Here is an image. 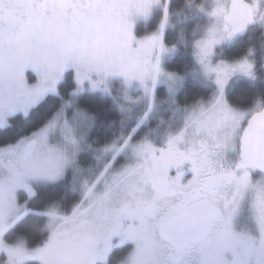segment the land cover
<instances>
[{
    "label": "snow or ice",
    "instance_id": "obj_1",
    "mask_svg": "<svg viewBox=\"0 0 264 264\" xmlns=\"http://www.w3.org/2000/svg\"><path fill=\"white\" fill-rule=\"evenodd\" d=\"M137 3L0 0V97L7 89L39 106L49 95L60 98L65 84L70 97L88 90L112 95L113 79L126 88L138 84L147 98L145 110L101 170L103 176L115 168L104 192L79 211L86 217L103 203L90 239L131 245L130 264H264V95L249 107L234 106L227 90L230 77L240 72L256 79L255 64L247 58L216 64L211 59L215 47L244 25L211 13L215 20L194 42V56L213 89L180 104L177 88L185 78L162 67L161 54L169 51L162 31L145 37L135 33L131 16ZM162 78L172 96V117L180 113L179 124L160 138L150 130L136 140L137 129L155 109ZM65 104L52 125L62 118V139L75 143L73 121L92 117L81 108L69 116L72 101ZM49 152L58 159L57 146Z\"/></svg>",
    "mask_w": 264,
    "mask_h": 264
},
{
    "label": "rangeland",
    "instance_id": "obj_2",
    "mask_svg": "<svg viewBox=\"0 0 264 264\" xmlns=\"http://www.w3.org/2000/svg\"><path fill=\"white\" fill-rule=\"evenodd\" d=\"M162 6L165 7V0H160L159 3L155 2V0H139V3L134 5L131 16L135 33L138 22L149 21L154 14V10ZM195 10L209 18L208 23L201 27L198 38L204 36L212 26L215 17L211 13L214 11L219 16L226 15L232 22L244 25L243 29L237 31L233 36L223 40L215 47L214 55L211 58L213 64L220 61L235 63L242 60L229 61L222 59L217 56V48L226 43H231L237 36L246 32L253 25H261L264 28V0H203L195 5ZM160 25L156 30L146 32L141 37L148 36L153 32L159 34L162 31L164 40L165 30L172 25L169 13L163 29H161ZM165 46L169 51L161 54V64L165 71L173 72L167 69L166 61L172 57L174 50H172L173 47L167 46L166 43ZM245 58L253 62L248 56ZM198 74L213 88L212 79L203 74L199 65ZM242 76L247 75L240 72L233 74L227 84V90L229 91L237 78ZM247 78L250 77L247 76ZM28 79L33 80L34 77L29 73ZM114 80L119 79L110 81L112 95L116 96V103L119 108L120 105L123 106L124 110L122 112L124 115L127 118H132L144 111L147 105V98L143 95L142 88L138 84H134L131 88H126L123 85L121 91L124 93L114 94V89L111 85ZM182 84L178 86L177 92L181 89ZM160 86H166L167 88L163 78L160 81ZM85 87L87 88V85ZM125 95L132 97L135 102L125 99ZM232 104L237 106L233 102ZM34 106L35 104L33 103H26L21 100L14 91L9 92L6 89L3 96L0 97V111L3 112L0 127L7 125L9 117L12 115L27 113ZM65 106L67 107L66 104ZM154 111H156V108ZM150 116L152 118L155 117L152 113ZM91 117L88 120L73 121L76 129L74 135L75 143L62 139V118L53 127L52 117L42 127L22 137L17 142L0 146V255L2 253L7 255L8 264H23L31 260H37L41 264H88L91 260H97L96 250L109 249L121 242L119 239H112L107 241V243L100 242L96 244L94 240L90 239V226L96 223L98 215L102 214L103 203H101L100 207L94 208L93 212L88 216L79 215V211L83 207H87L90 203L97 201L104 192L105 182L111 178L115 168L109 169L107 174L103 176L100 175L101 170L104 168L105 163L109 161L108 159H111L116 154V149L121 146L124 140V137L121 136L119 139L102 147L93 146L89 141L90 127L94 119L93 115ZM179 118L180 113H177L176 117L162 121V127L159 126L147 132L150 131L153 137L160 138L167 127L175 128L178 126ZM110 145H114V147H108ZM50 146L58 147L56 154L58 159L54 158L49 152ZM130 148L131 146L125 149L123 154L119 155V159H122L118 161L117 165L123 162ZM86 151H92L98 160L93 165H90V162H86L80 166V156ZM102 161H105L103 167ZM73 167H79L77 169L79 176H76L75 179L78 180L82 197L68 211H62L60 208L53 206L42 212L47 216L48 233L45 242L36 247H28L24 241L17 243L7 242L5 240L7 229L29 211L26 209L25 200L22 201L20 199V191L23 190L30 197L35 193V185L38 182L57 181L66 174L68 169ZM89 189H92V191L90 192ZM74 208L77 209L76 217H73Z\"/></svg>",
    "mask_w": 264,
    "mask_h": 264
},
{
    "label": "trees",
    "instance_id": "obj_3",
    "mask_svg": "<svg viewBox=\"0 0 264 264\" xmlns=\"http://www.w3.org/2000/svg\"><path fill=\"white\" fill-rule=\"evenodd\" d=\"M202 1L170 0L168 5L172 25L165 30L164 41L167 46L174 47V52L172 57L166 61V67L185 78L176 96L180 104L192 103L213 89L199 76L198 64L194 56V42L198 38L201 27L209 20L204 14H199L195 10V5ZM163 16L164 6L156 8L149 21L138 22L136 34L141 36L146 32L156 30ZM217 51V56L222 59L235 61L248 56L255 64L256 79L247 78V76L237 78L228 91L230 101L237 106L248 107L257 97L264 95V28L261 25L249 27L231 43L217 48ZM111 85L114 94L124 93L121 91L123 84L119 80H114ZM69 88L70 86L65 84L60 89V98H57L55 94L49 95L43 104L35 105L29 112L16 113L9 117L8 124L0 127V146L15 143L42 127L54 116L61 104H65L68 100L72 101V109H68L69 115L75 108H81L90 116L93 115L89 141L96 147H102L121 136L125 137L144 112L141 111L140 114L127 118L111 95L103 91L88 90L82 96L70 97ZM155 108L156 111L152 112L155 117L150 116L137 129L136 140H139L148 130L162 127V121L172 118L174 105L166 86H160ZM96 160L98 159L92 151H86L81 154L79 165L82 166L86 162L93 165ZM102 162L103 167L105 161ZM77 169L79 167L68 169L66 174L57 181L38 182L35 185V193L30 197L23 190L20 191V199L25 200L29 211L7 229L5 232L7 242L24 241L28 247L40 246L45 242L48 233L47 216L42 212L53 206L62 211H68L82 197L78 180L75 179L79 176ZM0 264H8L5 253L0 255ZM23 264L41 263L31 260Z\"/></svg>",
    "mask_w": 264,
    "mask_h": 264
},
{
    "label": "flooded vegetation",
    "instance_id": "obj_4",
    "mask_svg": "<svg viewBox=\"0 0 264 264\" xmlns=\"http://www.w3.org/2000/svg\"><path fill=\"white\" fill-rule=\"evenodd\" d=\"M31 74V73H30ZM238 108H246V107H240L236 106ZM249 107V106H248ZM122 242H120L118 245H120ZM110 247L105 248L103 250H96V261L91 260L88 264H130V258H131V252L129 249L131 248V245L128 246V248H120V247ZM128 252V256H124V253ZM95 255V256H96Z\"/></svg>",
    "mask_w": 264,
    "mask_h": 264
}]
</instances>
